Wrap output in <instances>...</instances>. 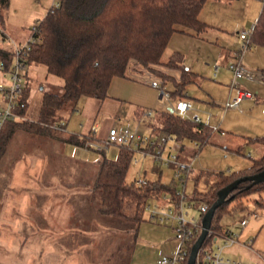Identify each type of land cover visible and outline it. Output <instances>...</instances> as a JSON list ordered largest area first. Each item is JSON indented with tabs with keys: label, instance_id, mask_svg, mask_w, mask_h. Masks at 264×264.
Instances as JSON below:
<instances>
[{
	"label": "trees",
	"instance_id": "1",
	"mask_svg": "<svg viewBox=\"0 0 264 264\" xmlns=\"http://www.w3.org/2000/svg\"><path fill=\"white\" fill-rule=\"evenodd\" d=\"M206 0H57L45 15L33 24L34 41L26 53L28 64L37 63L47 73L62 79L59 92L44 89L41 94L37 117L31 120H6L0 127V156L16 129L31 133H49L55 124L56 113L68 103L76 102L81 96L99 100L108 96L109 83L114 76H125L126 71L138 77L143 71L156 76L163 84L169 83L170 97L183 98L186 86L194 82L197 74L183 64V55L174 52L165 61L161 55L174 31L201 33L210 27L199 19L198 14ZM249 37V44L264 47V0ZM9 0H0V27L3 29V12ZM29 27V35H30ZM12 50L0 47V62L4 68L11 64ZM175 72L177 74H175ZM138 73V74H137ZM174 73V74H173ZM137 74V75H136ZM25 82L23 91L14 109L23 115L28 106L29 87ZM144 110H135L141 115ZM153 134L168 132L178 137L197 141L199 148L209 141L211 129L176 114L172 109L161 110L149 121ZM91 134H70L63 140L74 145L85 146ZM248 141L264 144V135L248 137ZM101 151L98 169L93 181L97 193L99 211L104 215L122 217L139 223L144 219L145 204L149 199L163 202L162 195L168 193L171 201H177L175 187L156 179H146L138 184L128 182L126 172L134 149L126 144L117 145L113 157ZM264 168V152L254 158L243 169L224 171H200L194 176L195 184L204 177L209 182L203 190L195 186L191 195L185 197L195 202H205L209 208L217 199L218 191L231 181L259 172ZM264 180L251 184L240 181L218 205L211 217L210 226L196 261L200 262L203 252L211 250L216 238L227 235L219 220L223 213L243 209V199L250 193L260 194ZM261 205L260 200L256 201ZM202 213L199 225L203 220ZM201 228L185 242L186 264L191 247Z\"/></svg>",
	"mask_w": 264,
	"mask_h": 264
},
{
	"label": "crops",
	"instance_id": "2",
	"mask_svg": "<svg viewBox=\"0 0 264 264\" xmlns=\"http://www.w3.org/2000/svg\"><path fill=\"white\" fill-rule=\"evenodd\" d=\"M202 9L198 17L207 23ZM238 31L234 36H229L225 27L212 24L198 34L191 31H174L171 34L165 47L167 59L172 53L180 52L183 64L197 74L195 81L189 83L184 91L183 98L192 103V109L186 113L185 118L191 120V115L198 113L203 121L210 123L214 115L218 119V127L222 129L229 111L239 116L245 115L257 107L260 100L264 101V83L240 78L238 86L254 89L253 98L241 100L239 108L243 106L244 110L241 114L237 112H241V108L223 106L234 95V89L230 87V62L239 59L247 68L264 70L263 46H250L240 56L237 55L241 45ZM25 82H29L27 74ZM38 110L39 107L35 118ZM260 122L264 124V114L259 118ZM80 124L65 121L58 114V121L53 123L49 133L38 134L16 129L10 137L0 156V241L5 243V247L0 248V256L10 261L0 257V264H88L90 262L83 253L87 247L92 246V240L110 238L112 230L106 225L107 220L103 222V218L96 213L92 192L101 151L63 140V137L70 134L92 135V130L83 132ZM254 134H241L226 143L228 149L244 150L245 147L248 153L247 158L238 163L237 170L248 167L252 159L260 157L264 152L263 143L247 139L264 135V129ZM216 142L220 144V140ZM105 155L111 157L107 153ZM159 204L165 206L167 203L163 201ZM200 217L201 214L198 221ZM221 241L217 239L214 246L220 245ZM222 254L226 258L240 259L244 264L264 261L262 254L239 240L225 246ZM74 257H82L83 261Z\"/></svg>",
	"mask_w": 264,
	"mask_h": 264
},
{
	"label": "rangeland",
	"instance_id": "3",
	"mask_svg": "<svg viewBox=\"0 0 264 264\" xmlns=\"http://www.w3.org/2000/svg\"><path fill=\"white\" fill-rule=\"evenodd\" d=\"M56 3L57 0H9V5L3 12V31L6 38H0V47L13 50V42L18 45L25 44L29 36V27L43 17L47 10ZM261 6V0H208L203 5L202 10L204 20L209 25L215 24L225 27L228 31L227 34L234 36L236 31L243 26L248 28L255 23ZM253 46L255 45H251V47ZM167 57L168 52L165 49L161 55V60H166ZM25 71L29 77V82L27 83L29 87L28 106L25 114L20 115L17 113L18 118L14 120L34 119L39 107L41 92L44 89L59 92L62 84L60 77L47 73L45 67L41 64H26ZM24 72L22 73V82L26 81ZM155 77L144 71L138 77H134L127 70L125 76L112 77L108 86L107 97L99 100L93 97L81 96L75 103H68L60 109L57 112L55 121H58L59 114V117L63 116L65 121L79 123V125L82 123L81 130L83 132L92 130V135L95 137L94 140L98 142H101L106 137L112 125L118 129L128 128L136 134L149 136L153 134L149 121H152L159 111L175 108L176 105L175 98L159 97L161 90L153 87L150 82ZM0 84L9 85V77L1 69ZM242 86V88H246L252 94L255 91L249 86ZM169 88L170 84L165 83L164 89L169 90ZM262 98L264 99V95ZM6 106L7 103L0 90V112ZM138 107H141L144 113L150 110L152 115L143 114L142 116H136L135 110ZM240 108L241 112L237 110L239 114L244 111L243 106H240ZM263 114L264 101L262 100L258 102L257 107H254L245 115L239 116L229 111L225 126L222 127L225 136H221L219 131H213L209 141L199 149H197L195 141L187 138L176 139L174 137L168 142L167 147L171 153L179 151L186 160H191V169L185 177V192L188 195L192 194L195 186L198 190H203L208 186L209 182L204 177H201L195 184L194 176L198 172H229L230 169L231 171L238 169V163L247 158L248 153L245 147L244 150L241 148L228 149L226 143L229 142L230 138L242 136L241 134L255 135L254 133L264 129V124L259 123V118ZM212 119L209 123L210 126H218V119L214 115ZM77 128H79L78 125ZM217 140H220V144L216 142ZM103 150L113 157L115 151H117V145L109 144ZM193 150H197V153H193L190 156ZM88 172H90V169ZM95 175L96 173L94 177ZM173 176L174 170L171 166L161 168L154 161L152 155L143 154L137 149L133 152L126 172V180L128 182L139 179L159 178L163 183L170 184ZM90 188H92L91 185ZM92 190L96 213L103 218V222L107 220L106 225L112 231L110 238L94 239L92 240V246L84 250L83 255L90 262L88 264H156L164 256L176 254L179 240L171 222H161L155 218H150L147 211L144 212V219L139 223L122 217L104 215L98 209L97 193L94 189ZM168 197L169 195H167ZM258 200L262 202L261 205L256 204ZM148 201L152 205L160 203L154 199H149ZM192 201L194 205L197 203L194 200ZM243 204V209L223 213L219 223L223 228L238 234L237 240L246 246L252 247L264 257V190L260 194L256 192L250 193L243 199ZM186 209L189 212V218L194 215L195 220L199 219L200 213L194 206L191 209ZM159 210L162 212H173L171 204L161 206ZM242 218L247 220L245 226L239 224ZM4 247L5 243L0 241V248ZM74 259L80 260V262L83 261L82 257H74ZM3 260L10 261L7 258ZM257 264H264V261L258 260Z\"/></svg>",
	"mask_w": 264,
	"mask_h": 264
},
{
	"label": "built area",
	"instance_id": "4",
	"mask_svg": "<svg viewBox=\"0 0 264 264\" xmlns=\"http://www.w3.org/2000/svg\"><path fill=\"white\" fill-rule=\"evenodd\" d=\"M254 24L250 27H242L238 31V37L241 40V45L238 56L241 53L250 47L249 37L253 30ZM36 30V26L34 24L31 25L30 35L28 36V40L23 45H18L13 42L14 48L13 59L11 64L4 68L3 62H0V69L3 70L4 74H7L9 77V85L5 86L0 84V90L2 91L3 98L7 103L5 109L0 112V127L6 120L16 119L18 115L15 113L14 109L17 106V101L19 96L21 95L25 82H22V73L25 71L26 64V53L30 48V43L34 41L33 32ZM0 38L5 39L4 31L0 27ZM229 69L232 72V80L230 83V87L234 89V95L227 99L223 106L225 108H239V104L244 98H253V94L245 89H242L238 86V80L240 78H245L250 81H257L260 83H264V70L247 68L243 66L240 60H235L230 62L228 65ZM26 75V71L24 72ZM151 85L155 88H159L161 90V96L170 97L169 91L164 89V84L161 82L159 78L151 79ZM172 109L176 114L185 117L186 113L192 109L191 101L179 98L176 99L175 108ZM145 115L150 116L151 111L147 110ZM190 119L197 123H204L207 125L211 131H219L223 134V130H221L218 126L213 125L210 126L208 121H203L198 113H193ZM63 124V122L61 123ZM182 138L178 137L174 134L168 132H161L158 134L147 135H139L134 131L128 128L118 129L115 126H110L107 135L101 142L96 140H89L86 142V146L92 147L96 150H103L109 144L113 145H121L126 144L131 146L134 150H138L143 154H150L153 156L154 161L159 164V167L171 166L174 170V176L172 178V185L175 187L176 194L178 196L177 201H171V197L168 193H164L162 195L163 200L166 201V205H172L173 212L170 211L162 212L159 210V203H155L152 205L149 201L145 204V211L148 212L150 218H155L158 221L164 222L168 221L172 223V227L176 233V236L179 240V247L175 255L164 256L162 259L158 260L156 264H181L183 258L186 256V248L185 242L189 240L200 227L198 224L199 221L195 220L193 216L189 218V212L186 208H192L194 206L195 209L202 213H205L208 209V206L205 202H197L193 203L192 200H189L185 197V177L188 175V172L191 169V160L182 159L181 154L178 152L171 153L168 149L167 144L173 138ZM196 146L199 149V143L197 141ZM197 153V150H193L190 156ZM144 179L135 180L136 183L140 184L144 182ZM167 195L169 197L167 198ZM169 209V207H168ZM247 220L242 218L239 222L241 226L246 224ZM238 234L231 230H227V235L222 238H216L213 244V248L211 250H205L203 252L202 258L200 262L195 261V264H244L240 259H232L226 258L223 256V248L225 246L231 245L237 240ZM217 239H221L222 243L220 245L214 246L217 242Z\"/></svg>",
	"mask_w": 264,
	"mask_h": 264
},
{
	"label": "water",
	"instance_id": "5",
	"mask_svg": "<svg viewBox=\"0 0 264 264\" xmlns=\"http://www.w3.org/2000/svg\"><path fill=\"white\" fill-rule=\"evenodd\" d=\"M160 96H161V94H160ZM245 180H250L251 184L263 181L264 180V168L262 170H260L259 172L241 176V177L231 181L230 183L226 184L225 186H223L218 191L217 199L211 204V206H209V208L206 210V212L203 215L200 233L197 236L196 240L194 241V243L191 247V250H190L186 264H195L197 253L199 251V248H200L205 236L208 233L211 217L213 215L215 208L224 201L227 192L231 191L236 186V184L238 182L245 181Z\"/></svg>",
	"mask_w": 264,
	"mask_h": 264
}]
</instances>
